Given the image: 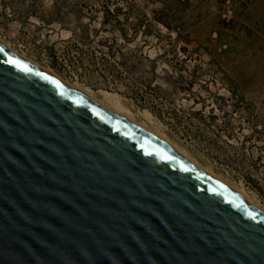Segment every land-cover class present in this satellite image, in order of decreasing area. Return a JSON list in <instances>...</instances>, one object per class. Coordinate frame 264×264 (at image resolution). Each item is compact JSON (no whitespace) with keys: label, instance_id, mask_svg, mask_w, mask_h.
I'll return each instance as SVG.
<instances>
[{"label":"water","instance_id":"obj_1","mask_svg":"<svg viewBox=\"0 0 264 264\" xmlns=\"http://www.w3.org/2000/svg\"><path fill=\"white\" fill-rule=\"evenodd\" d=\"M0 264H264V211L0 42Z\"/></svg>","mask_w":264,"mask_h":264},{"label":"rangeland","instance_id":"obj_2","mask_svg":"<svg viewBox=\"0 0 264 264\" xmlns=\"http://www.w3.org/2000/svg\"><path fill=\"white\" fill-rule=\"evenodd\" d=\"M107 6L120 8L129 43L103 26ZM0 39L99 100L114 93L264 207V0H0Z\"/></svg>","mask_w":264,"mask_h":264},{"label":"bare ground","instance_id":"obj_3","mask_svg":"<svg viewBox=\"0 0 264 264\" xmlns=\"http://www.w3.org/2000/svg\"><path fill=\"white\" fill-rule=\"evenodd\" d=\"M0 42L2 44H4L9 51H11L13 54L18 55L19 57H22L28 61H30L31 63L39 66L40 68L47 70L49 72H51L52 74L56 75V77L60 78L67 86L69 87H73L76 89H79L81 91H83L84 93H86L92 100H94L95 102H97L98 104H100L102 107L106 108L107 110L114 112L117 115H120L122 117L127 118L130 122H132L133 124H135L136 126L142 128L143 130L153 133L161 138H163L164 140H166V142H168L170 144V146H172V148L174 150H176L177 152H179L180 154H182L183 156L187 157L190 162L195 165L198 169L200 170H204L207 173H209L212 177H214L217 180H220L222 182H224L225 184H227L228 186H230L233 190L239 192L241 195H243L246 199V201L250 204H252L253 206L261 209L264 211V207L259 204L258 202H256L254 199H252L248 193L244 190V189H240L238 187H236L235 185L231 184L230 182H228L227 180H225L224 178L218 176L217 174H215L213 171H211L210 169L200 165L198 162H196L193 158L190 157V155H188L184 150L180 149L177 145H175L173 142H171L166 136H164L163 134H160L158 132H155L151 129H149L148 127L142 125L140 122H138L136 119H134L133 115L131 114L132 112H130L129 109H127L119 100V98L112 92L109 91H104V95H105V101L103 100H99L93 93L92 91H89L79 85L76 84H72L69 81L65 80L63 77H61L60 75H58L56 72H54L51 69L45 68L42 65L33 62L31 59H29L26 55L18 53L16 51H14L7 43H5L2 39H0Z\"/></svg>","mask_w":264,"mask_h":264},{"label":"trees","instance_id":"obj_4","mask_svg":"<svg viewBox=\"0 0 264 264\" xmlns=\"http://www.w3.org/2000/svg\"><path fill=\"white\" fill-rule=\"evenodd\" d=\"M120 10V8L119 7H116L115 8V10L113 11L111 8H110V6H107V7H105L104 8V19H103V22H102V24H103V26L104 27H107V26H109V25H114L115 27H119V29H120V31H121V34H122V36H123V39H124V41L125 42H130L129 40H130V36H129V33L121 26V22H120V20L118 19V18H116L117 16V14H116V12H120L119 11ZM162 11H163V9H161V10H156V14L157 15H159L160 13H162ZM166 17H169V16H167V14H166ZM111 18H114V20L113 19H111ZM169 18H161V17H159V16H157V19L156 20H158L159 22H161L164 26H166L170 31H173V30H171L172 28H171V26H170V24H169V20H168ZM168 20V21H167ZM141 24H142V21L139 23V27L141 26ZM150 26L151 25H149V28H150ZM142 27H144V26H142ZM151 30V28L150 29H147V28H144L143 30H140V33L144 36V37H146V36H148V35H150V31ZM180 30V29H179ZM137 32H138V30H136V33H135V35L137 34ZM145 41H147V40H145ZM100 43L103 45V46H107V49H108V51L107 52H105V54H109V55H115L116 53L112 50L113 49V43L112 44H108L109 43V41H108V39L107 38H105V39H103V40H100ZM120 47V46H119ZM121 48H123V47H121ZM105 60H106V62H107V64L109 65V66H112V68L113 69H116L117 71H120V68H128V65L126 64V62L125 61H123V60H120V61H116V62H110L109 61V59L108 58H105ZM214 116V115H213Z\"/></svg>","mask_w":264,"mask_h":264},{"label":"snow or ice","instance_id":"obj_5","mask_svg":"<svg viewBox=\"0 0 264 264\" xmlns=\"http://www.w3.org/2000/svg\"><path fill=\"white\" fill-rule=\"evenodd\" d=\"M14 63H18V62H14Z\"/></svg>","mask_w":264,"mask_h":264}]
</instances>
